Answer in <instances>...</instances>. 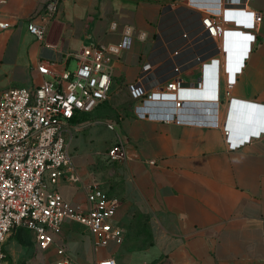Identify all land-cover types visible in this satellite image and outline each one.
Here are the masks:
<instances>
[{
  "label": "crops",
  "instance_id": "0c3cea01",
  "mask_svg": "<svg viewBox=\"0 0 264 264\" xmlns=\"http://www.w3.org/2000/svg\"><path fill=\"white\" fill-rule=\"evenodd\" d=\"M48 1L0 5L12 23L0 31V95L8 87L40 85L48 78L38 70L41 63L74 70L85 46L118 43L125 25L135 29L131 48L111 55L108 98L65 122L72 168L52 185L86 207V186L100 183L120 201L114 223L124 237L98 246L87 226L66 220L41 248L33 230L18 227L4 243L8 263L97 264L114 258L117 264H264V132L230 149L224 130L232 98L264 105V0H60L52 18L35 16V22L47 23L40 40L28 23ZM242 5L263 18L228 92L232 37H212L202 17L210 12L221 19L222 10L236 25L234 8ZM113 21L118 30L111 29ZM141 30L147 39L138 37ZM212 58L221 60L217 98H188L198 104L184 110L200 118L168 120L169 111L153 108L140 115L143 95L176 78L202 88L204 63ZM213 114L218 125L209 123ZM116 141L125 145L126 161L108 160Z\"/></svg>",
  "mask_w": 264,
  "mask_h": 264
},
{
  "label": "built area",
  "instance_id": "2783aa9c",
  "mask_svg": "<svg viewBox=\"0 0 264 264\" xmlns=\"http://www.w3.org/2000/svg\"><path fill=\"white\" fill-rule=\"evenodd\" d=\"M8 1L0 0V5ZM59 2L60 0L48 1L30 19L28 28L38 39L45 40L47 23L35 22V16L45 15L52 18L58 10ZM234 9L236 19L240 21L236 25L227 14L223 18L221 10V19L210 12L203 14V26L212 37L221 40L223 37L226 39L230 32L241 31L246 35L242 40L243 44H249L251 49L256 39V34L252 30L263 17L261 13L244 7ZM224 23L228 26L222 30L221 26ZM11 26L12 23L0 12V31ZM118 28V22L113 21L111 29ZM134 36L135 29L131 25H125L120 42L85 46L79 55L76 69H58L53 63H41L38 70L48 78L40 85L12 86L1 92L0 264H9L4 243L18 227L33 230L41 248H47L53 242V233H58L66 220L77 221L87 226L98 246L107 245L112 240L118 242L123 240L122 228L114 223L120 201L104 190L100 183L94 181L86 186L88 200L86 207L71 203L52 185L66 178L67 171L72 168L65 122L79 112L93 111L108 98L113 75L111 55L130 49ZM138 37L145 40L148 33L141 30ZM177 53L178 51L174 52ZM245 58L239 67L234 60L228 63L229 67L226 68L229 73L228 92L234 85L235 74L241 70ZM220 61V58H212L210 62L204 63L205 83L202 88L185 85L176 78L165 86L156 87L143 95L142 103L138 106L140 115L145 117L150 113L148 108H153L169 111L165 117L168 120L178 122L190 120L184 113L188 98H217L216 83ZM149 68L148 64L144 66V70ZM174 69L179 71V65H174ZM234 100L236 99L232 98V102ZM212 118L209 123L218 125L219 121L215 114ZM201 123L208 122L202 120ZM108 125L113 127V123ZM224 130L229 148L237 149L249 141L251 135L259 137L261 132H264V120L260 118L257 132H245L233 129L227 118ZM107 157L110 162H123L129 158V154L122 141H116L108 149ZM64 252L63 248L58 250L60 254ZM63 263L64 261L58 262ZM97 264H117V261L108 258Z\"/></svg>",
  "mask_w": 264,
  "mask_h": 264
},
{
  "label": "water",
  "instance_id": "95a60500",
  "mask_svg": "<svg viewBox=\"0 0 264 264\" xmlns=\"http://www.w3.org/2000/svg\"><path fill=\"white\" fill-rule=\"evenodd\" d=\"M240 7H244V6L242 5ZM229 36L232 37V39H230L231 41H230L229 59L234 60L239 67V65H241V62L247 55V52L250 49V45L247 44V45L241 46V49L237 45V40L239 42L240 39L246 36L241 31L230 32ZM194 98H197V97H194ZM185 104H186L185 106L197 105L198 102L197 101H187ZM212 104L215 105V103H212ZM263 109H264V105L236 99L233 102H231L228 119L230 120L231 126L235 130L245 131V132L246 131L247 132H257L259 128V120L261 118L260 116L262 114ZM185 117L188 119L200 118V117H195V116H189L188 114H185Z\"/></svg>",
  "mask_w": 264,
  "mask_h": 264
},
{
  "label": "rangeland",
  "instance_id": "374dc122",
  "mask_svg": "<svg viewBox=\"0 0 264 264\" xmlns=\"http://www.w3.org/2000/svg\"><path fill=\"white\" fill-rule=\"evenodd\" d=\"M226 26H228V24L224 23V24L221 26L222 30H223L224 27H226Z\"/></svg>",
  "mask_w": 264,
  "mask_h": 264
},
{
  "label": "bare ground",
  "instance_id": "6f19581e",
  "mask_svg": "<svg viewBox=\"0 0 264 264\" xmlns=\"http://www.w3.org/2000/svg\"><path fill=\"white\" fill-rule=\"evenodd\" d=\"M176 49H177V48H176ZM176 49H175V50H176ZM229 53H230V52H229Z\"/></svg>",
  "mask_w": 264,
  "mask_h": 264
}]
</instances>
